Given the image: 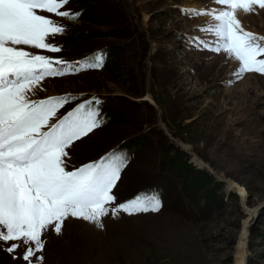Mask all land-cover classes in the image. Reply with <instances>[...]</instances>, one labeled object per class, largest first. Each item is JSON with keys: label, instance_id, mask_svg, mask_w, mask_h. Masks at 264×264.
<instances>
[{"label": "rangeland", "instance_id": "374dc122", "mask_svg": "<svg viewBox=\"0 0 264 264\" xmlns=\"http://www.w3.org/2000/svg\"><path fill=\"white\" fill-rule=\"evenodd\" d=\"M85 4L75 6L90 8L87 17L71 22L72 29L64 35L48 39L61 46L60 52L18 47L74 61L116 45L106 63L113 69L45 78L30 98H147L149 106L124 107L133 109L131 123L93 130L67 148L64 159L72 170L114 147L111 141L121 132L125 134L117 142L158 125L160 132L153 133L140 152L124 150L131 159L113 194L119 203L155 189L162 206L157 212H120L115 218L109 213L102 218V228L69 217L61 234L51 228L44 232V251L37 255L45 257L44 264H264V75H232L238 67L235 60L198 47L191 39H213L198 30L210 17L190 18L181 12L222 6L215 0ZM237 13L247 31L264 36V9L254 6L247 15ZM184 156L192 166L182 175L163 166L172 159L181 164ZM209 189L214 196L205 199ZM8 243L21 247L11 253L0 250V264H27L21 259L27 246Z\"/></svg>", "mask_w": 264, "mask_h": 264}, {"label": "snow or ice", "instance_id": "6c2138e0", "mask_svg": "<svg viewBox=\"0 0 264 264\" xmlns=\"http://www.w3.org/2000/svg\"><path fill=\"white\" fill-rule=\"evenodd\" d=\"M69 0H0V250L14 252L27 247L21 259L44 264V232L59 235L69 217L102 228L109 213L128 215L157 212L161 196L155 189L141 191L117 203L113 190L128 166L123 149L68 170L66 151L104 123L97 97L75 104L57 118V112L74 97L71 94L31 99L35 88L48 77L75 75L103 66L102 50L80 60L66 61L33 54L18 46L60 52L49 37L64 35L65 26L40 13L78 20L81 12L61 11ZM219 9H181L190 18L207 15L210 23L198 30L211 41L191 38L198 47L238 63L232 75H264V36L244 29L236 16L254 6L264 9V0H215ZM55 120L54 123L51 121ZM7 244L5 248L4 245ZM35 257V261L33 260ZM14 259L16 257H13Z\"/></svg>", "mask_w": 264, "mask_h": 264}, {"label": "trees", "instance_id": "16d2710c", "mask_svg": "<svg viewBox=\"0 0 264 264\" xmlns=\"http://www.w3.org/2000/svg\"><path fill=\"white\" fill-rule=\"evenodd\" d=\"M74 1L76 3L85 4L87 0H74ZM86 9H87V13H88L90 8L89 9L86 8ZM80 34L83 35V34H85V32H80ZM116 48H117L116 45L115 46H111L110 47L111 52H112V49L115 50ZM114 62H115V60H114ZM106 63L104 65V67L106 66V70L111 71L113 69V67L112 66H109V65H106ZM76 99H77V97H76ZM111 99H113L114 101H116V103L122 104L124 107H132L134 109L139 108V107H142V106H145V104L147 106H149V102L146 99H143V100H138L137 99L135 101H133V100L125 101L124 99L121 100L120 97H118L116 95L114 97H112ZM105 111L107 113V119H108V121H107L106 125H104L100 129L107 128V127H110V126H121L123 124H126V123L129 124V123L132 122V120L130 118L132 117L133 114L130 115V113L125 108L119 109L118 105H116V104H113V105L106 104ZM100 129H96V131L97 130H100ZM159 129L160 128H159L158 125L154 126L150 130L148 129V130H145V131H142V132H141V128H140V129H138L139 132H141L140 134L135 135V136L130 135L129 138L125 137L124 140H121V141L117 142V140H119V138L121 136H124V134H125V132H121V133H123V135L116 136L115 139L112 140L111 142L113 144L116 143L115 146L116 145L130 146V144L132 143L136 147V149L140 148V150H141L143 148L144 144L145 143H148L152 139V134L153 133L158 134L160 132ZM138 130L136 132H138ZM109 149H106L104 152H106ZM97 156H99V155H97ZM187 159L188 158L186 156H184V159L181 160V164L180 163L179 164H176V162L174 161V159H172L170 161L164 162L163 163V166L168 167V168H175L177 170L178 174L179 175H182L183 174V170H185V168H187V167L188 168H191V166H192L190 162H187ZM210 182H212V181H210ZM209 191L210 192H207L205 194V197H204L205 199H206V196L209 198L214 193V190L212 191V189L211 190L209 189ZM263 213H264V211H263Z\"/></svg>", "mask_w": 264, "mask_h": 264}, {"label": "bare ground", "instance_id": "6f19581e", "mask_svg": "<svg viewBox=\"0 0 264 264\" xmlns=\"http://www.w3.org/2000/svg\"><path fill=\"white\" fill-rule=\"evenodd\" d=\"M236 16L239 19V21L241 22L242 26L244 27V25L242 23V20H241L242 16L239 13H237V12H236ZM244 29H245V27H244ZM245 30H247V29H245ZM196 161L199 163V165H203V163L201 161H199V160H196ZM203 166L205 167V164Z\"/></svg>", "mask_w": 264, "mask_h": 264}]
</instances>
